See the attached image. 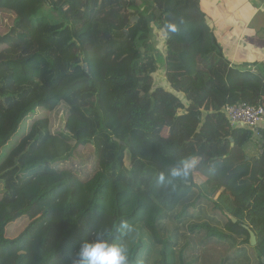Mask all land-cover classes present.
I'll return each mask as SVG.
<instances>
[{
	"label": "trees",
	"instance_id": "obj_1",
	"mask_svg": "<svg viewBox=\"0 0 264 264\" xmlns=\"http://www.w3.org/2000/svg\"><path fill=\"white\" fill-rule=\"evenodd\" d=\"M153 4L0 0V264H71L97 237L128 264H264V130L225 113L264 106V75L233 68L213 35L172 30L203 22L199 0ZM117 189L146 201L142 219Z\"/></svg>",
	"mask_w": 264,
	"mask_h": 264
},
{
	"label": "crops",
	"instance_id": "obj_2",
	"mask_svg": "<svg viewBox=\"0 0 264 264\" xmlns=\"http://www.w3.org/2000/svg\"><path fill=\"white\" fill-rule=\"evenodd\" d=\"M137 1L135 4L132 0L137 14L151 12L154 6L151 1ZM199 3L205 19L183 26L188 37L204 46L208 44L204 33L209 30L233 68L264 75V0H199ZM258 130H264V122Z\"/></svg>",
	"mask_w": 264,
	"mask_h": 264
},
{
	"label": "rangeland",
	"instance_id": "obj_3",
	"mask_svg": "<svg viewBox=\"0 0 264 264\" xmlns=\"http://www.w3.org/2000/svg\"><path fill=\"white\" fill-rule=\"evenodd\" d=\"M136 2V3H135ZM135 4H138L137 0H134ZM146 14V12H145ZM7 22V20L5 19V23ZM175 32H181V30H183V25H179V27H175L174 28ZM204 38L206 40V42H210V33L209 30H206V33H204ZM177 40H183V36H178L176 35ZM152 41L154 42L159 54V71L154 75V84L156 86H163L168 88L169 86L167 85L166 79H165V74H164V69H165V64H164V59H165V51H166V47H165V42H166V38L165 35L162 32L153 30L152 32ZM210 47V46H209ZM22 132V129H20L11 139L10 143L14 142L16 140V138L20 135V133ZM248 155L255 156L257 153V146L255 144H252L249 149H248ZM116 195L117 198L119 200V203L121 204H125V208L123 207V212L125 214H131L133 216V219L130 221L131 223H135L136 219H142L143 216H145L146 214V210L144 207H142L141 203L146 204V201L142 198H139L138 200H135L132 196H130L128 194V192L122 189H117L116 190ZM26 226V221H20L19 223L13 225V227L8 229L7 232V237L10 239L15 238L16 236L19 235V233L25 228ZM264 254V251H263ZM264 258V256H263Z\"/></svg>",
	"mask_w": 264,
	"mask_h": 264
},
{
	"label": "clouds",
	"instance_id": "obj_4",
	"mask_svg": "<svg viewBox=\"0 0 264 264\" xmlns=\"http://www.w3.org/2000/svg\"><path fill=\"white\" fill-rule=\"evenodd\" d=\"M172 30L175 29L172 28ZM258 138L255 136V139ZM189 168L190 165L184 163L183 166L174 168L171 175L173 177L187 176ZM71 264H128V257L122 245L110 244L97 237L93 241L84 242L80 245L71 258Z\"/></svg>",
	"mask_w": 264,
	"mask_h": 264
},
{
	"label": "built area",
	"instance_id": "obj_5",
	"mask_svg": "<svg viewBox=\"0 0 264 264\" xmlns=\"http://www.w3.org/2000/svg\"><path fill=\"white\" fill-rule=\"evenodd\" d=\"M225 113L232 126L251 129L255 131V136L260 124L264 122V106L240 103L225 108Z\"/></svg>",
	"mask_w": 264,
	"mask_h": 264
},
{
	"label": "water",
	"instance_id": "obj_6",
	"mask_svg": "<svg viewBox=\"0 0 264 264\" xmlns=\"http://www.w3.org/2000/svg\"><path fill=\"white\" fill-rule=\"evenodd\" d=\"M142 2H145V3H148L149 1H151V3L153 4V0H141ZM138 20V17H135L134 19H133V21H137ZM234 128H236V126H234ZM261 153H262V151H261ZM232 219V221H233V223H236L237 221H236V219H234L233 217L231 218ZM256 243H257V241H256V236H255V234L253 233V232H250V244H251V246L252 247H255L256 246ZM263 262H264V259H263Z\"/></svg>",
	"mask_w": 264,
	"mask_h": 264
}]
</instances>
